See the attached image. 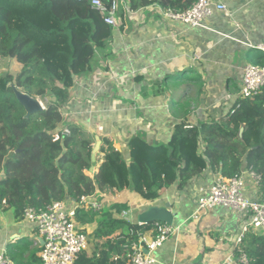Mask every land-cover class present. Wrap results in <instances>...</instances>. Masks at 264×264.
<instances>
[{
    "label": "trees",
    "instance_id": "obj_1",
    "mask_svg": "<svg viewBox=\"0 0 264 264\" xmlns=\"http://www.w3.org/2000/svg\"><path fill=\"white\" fill-rule=\"evenodd\" d=\"M124 1L129 10L151 3L120 4ZM153 1L184 11L197 0ZM111 29L91 9L90 0H0V58L20 67L0 76V208L20 223L28 207L45 208L82 196H96L99 202L98 193L128 189L138 200L154 203L162 191L183 188L206 170L230 178L250 169L262 176L259 192L264 194V90L253 99L236 100L218 120L189 124L185 115L160 144L150 145L136 133L128 139L127 156L108 138H99L96 145L94 136L64 122L61 111L74 79L89 72ZM178 77L190 80L185 73ZM14 89L43 99L44 110L26 117ZM184 112L190 114L188 108ZM64 126L69 133L53 141ZM96 146L104 156L89 177L86 172L98 163L93 158ZM76 218L82 225L96 223V228L89 235L81 230L92 245L75 264H127L139 235L153 224L113 218L109 209H78ZM39 251L40 246L29 252L24 239L7 247L14 264H41ZM240 251L249 264H264V236L247 234Z\"/></svg>",
    "mask_w": 264,
    "mask_h": 264
},
{
    "label": "crops",
    "instance_id": "obj_2",
    "mask_svg": "<svg viewBox=\"0 0 264 264\" xmlns=\"http://www.w3.org/2000/svg\"><path fill=\"white\" fill-rule=\"evenodd\" d=\"M210 1L223 4L225 10L214 12L196 28L167 22L148 5L128 13V4L119 3V25L96 50L89 72L74 79L61 111L64 122L96 142L108 138L127 156L128 139L136 133L156 145L185 115L189 124L227 115L240 99L244 67L264 65V54L254 48L264 42V0ZM184 73L190 80L179 81ZM100 157L103 154L96 152L95 160ZM217 175L206 170L183 188L174 185L162 191L154 203L139 200L146 208L169 209L179 228L153 252L155 264H240L232 249L238 219L225 208L201 210L196 205L198 188L207 189ZM249 191L262 198L256 188ZM80 227L89 235L96 223ZM145 237L153 234L147 231ZM22 239L29 243V252L37 248L35 232L0 208V249ZM144 253L148 254L145 248Z\"/></svg>",
    "mask_w": 264,
    "mask_h": 264
},
{
    "label": "built area",
    "instance_id": "obj_3",
    "mask_svg": "<svg viewBox=\"0 0 264 264\" xmlns=\"http://www.w3.org/2000/svg\"><path fill=\"white\" fill-rule=\"evenodd\" d=\"M81 2L82 0H73ZM150 10L158 13L167 22L177 23L189 28L203 27V23L214 12L225 10L220 3L210 0H197L184 11L164 8L150 0ZM121 0H90L91 9L99 13L103 22L117 28L119 22L116 18L118 5ZM134 10H128L131 12ZM264 54V42L254 47ZM264 90V65L248 64L243 69L242 79L237 95L240 99H253ZM232 113V111H231ZM67 128L53 135L57 141L62 135L68 134ZM262 176L247 169L239 174L224 178L217 175L207 189L198 188L196 205L201 210L225 208L239 221V228L232 242L233 252L240 264H249V260L240 249L247 234L264 236V194L262 198L255 195L250 188L260 190ZM87 197L82 196L78 201L54 202L45 208L35 209L28 207L23 214V221L38 239L43 241L40 245L38 257L41 264H75L82 251L88 247L87 235L81 232L77 221V210H88ZM178 226L161 222H154L148 232L153 238L147 239L145 233L140 234L137 245H133L132 253L127 264H155L153 252L160 248L165 241L178 232ZM144 248L148 254L144 253ZM0 264H14L8 256L7 249H0Z\"/></svg>",
    "mask_w": 264,
    "mask_h": 264
},
{
    "label": "rangeland",
    "instance_id": "obj_4",
    "mask_svg": "<svg viewBox=\"0 0 264 264\" xmlns=\"http://www.w3.org/2000/svg\"><path fill=\"white\" fill-rule=\"evenodd\" d=\"M19 68L20 67L13 60H9L7 58H0V76L5 75L6 73H14V72L18 71ZM188 76L191 78V77H194V74L189 73ZM175 85L179 86L180 84L176 83ZM186 86H188V85H186ZM193 88L194 87L189 88L188 90H186V92L187 91L189 92V90H190V92H192ZM38 100L42 103V105L44 107V100L41 98H38ZM101 154H103V153H101ZM97 156H98V154H97ZM101 158L102 157L97 159L98 163H97L96 167L93 168L92 172H86L87 176H89V177L93 176V174L97 170V166L102 161ZM106 193L105 194H103V193L97 194V196L101 198V200L99 202L95 200L96 196H90V197L88 196L87 197V205H86V206H88V210L91 209V211H97L99 209H109V214L111 217L117 218V219H124L125 221H130L131 223L137 222L138 214L141 213L142 211L146 210V206H144L145 204H141L143 202L140 203L139 200L134 196V194H132L131 190L126 189V190H123L121 192H114V193H110V194L109 193L106 194ZM119 206L125 207L127 209L124 210L125 208H120ZM97 218H99V217L97 216ZM80 224L81 223L78 222L79 226H80ZM93 227H94V224H93L92 228ZM91 245L92 244H90V246L88 245V247H87L88 250L91 248Z\"/></svg>",
    "mask_w": 264,
    "mask_h": 264
},
{
    "label": "water",
    "instance_id": "obj_5",
    "mask_svg": "<svg viewBox=\"0 0 264 264\" xmlns=\"http://www.w3.org/2000/svg\"><path fill=\"white\" fill-rule=\"evenodd\" d=\"M15 96L19 103L23 106L26 117L37 114L44 110L42 103L38 100V98L30 97L27 94H24L16 89H14ZM243 130L240 129V132ZM96 145H99V142H96ZM97 152V146L93 150V158L95 157V153ZM174 214L167 208L159 207L156 205L149 206L146 210L142 211L137 216V223L139 225H145L154 222H161L166 224H173ZM40 245L43 244V241L38 239Z\"/></svg>",
    "mask_w": 264,
    "mask_h": 264
}]
</instances>
